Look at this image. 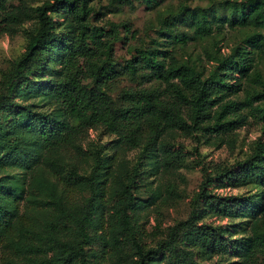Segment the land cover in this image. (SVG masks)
Returning <instances> with one entry per match:
<instances>
[{"label":"trees","instance_id":"obj_1","mask_svg":"<svg viewBox=\"0 0 264 264\" xmlns=\"http://www.w3.org/2000/svg\"><path fill=\"white\" fill-rule=\"evenodd\" d=\"M33 1L0 0V31L13 33L35 18L24 50L0 76V264H223L234 256L237 264H264V206L210 189L216 181L264 185V78L252 51H219L201 68L155 35L147 40L127 21L104 18L136 0ZM230 7L210 15L206 7L181 3L159 14L155 32L166 43H185L190 35L166 27L187 24L201 37L213 24L260 27L246 43L264 52V0ZM118 41L129 52L123 62L115 54ZM38 94L50 99V110L21 101ZM250 118L262 123L250 151L236 167L203 162L188 214L147 243L150 209L174 198L170 176L187 157L177 135L231 147ZM99 128L112 135L108 144L86 140L89 129ZM135 148L133 160L128 153ZM85 159L91 161L83 170ZM5 168L21 169L25 182L2 176ZM209 211L219 217L251 212L247 234L232 237L229 225L205 221Z\"/></svg>","mask_w":264,"mask_h":264},{"label":"rangeland","instance_id":"obj_2","mask_svg":"<svg viewBox=\"0 0 264 264\" xmlns=\"http://www.w3.org/2000/svg\"><path fill=\"white\" fill-rule=\"evenodd\" d=\"M152 6H147L143 1H135L133 8L125 5L124 7L118 6V8L110 10L104 16L113 21H127L132 28L139 31V34H145L147 40L152 35H155L159 41L169 48L175 49L176 56L181 59H189L195 62L201 68H209L211 65V56L218 54L221 51L222 54H227L233 47L241 46L250 49L254 56V66L257 67L261 76L264 78V52L256 50L254 47L246 43V39L256 34L257 32H263L260 27L253 26H230L228 23L220 24L216 26L213 24V32L205 37L197 35L193 27L187 24L169 25L166 27V31L176 29L179 32H185L190 37L185 43L180 41L166 43L164 36H159L158 32H155V28L158 25L159 14L166 15L172 11H177L181 3H185L187 6L193 7L195 5H201L208 9L210 15L227 14L231 10V3H242L246 0H154ZM42 0H35L33 4H39ZM107 0H93L95 6L105 4ZM103 21V20H101ZM100 21V23H101ZM35 18L18 24L14 27V32H2L0 31V76L1 71L7 68L10 63L18 57V55L24 50L26 43L27 29L33 27ZM125 41V40H124ZM115 54L120 62H123L125 57L129 56V52L126 50V43L118 41L115 46ZM54 63L47 62L46 66L54 67ZM47 70L45 69L44 72ZM47 73L38 74L40 77H45ZM247 88H258L259 85L254 82L242 80ZM124 80L122 84H126ZM243 95V91L239 92ZM22 102L29 103L32 106L42 109L50 110L52 108L51 101L44 94H38L36 96L26 97L21 100ZM262 123L249 119L248 123L236 129V141L231 147L222 145L220 147L212 146L202 142V140H196L190 136L177 135L176 142L183 144L185 150H187V157L185 164L179 168L177 174L170 176L169 185H172V193L174 198L171 202L162 206L161 208H151L148 214V218L145 221V229L147 231L146 241L147 243H153L158 238H162L165 235L166 229L169 225L174 223L177 219L185 217L191 207L192 197L199 189V184L203 179L202 163L205 165H226L235 166L239 160H242L245 155L250 151L252 141L261 134ZM87 139H93L94 141H101L102 143H109L112 135L106 133L103 129L99 128L89 129L87 133ZM197 147V148H196ZM197 152V153H196ZM199 152V153H198ZM139 153V149L135 148L129 151L128 155L131 159H136ZM201 153V154H200ZM201 158V159H200ZM200 160V162H198ZM90 159H85L80 163V168L83 170L88 169ZM4 177H10L13 182L22 184L25 182L26 175L18 168H5L1 174ZM9 178V179H10ZM145 178L140 181L142 184L138 190V194L141 197L146 196L147 180ZM157 182V180H156ZM216 181L210 185V189L214 193L220 195L228 194H243L251 196L252 205L255 206L261 203L264 206V185L259 184L256 181H248L240 185H218ZM171 189V188H170ZM177 194V195H176ZM250 213H240L238 215L219 217L209 211L204 219L205 221H212L213 223L229 225L232 232V237L244 236L247 234L248 222L250 221ZM214 257H217L215 255ZM237 257H231L223 264H237L235 261Z\"/></svg>","mask_w":264,"mask_h":264}]
</instances>
